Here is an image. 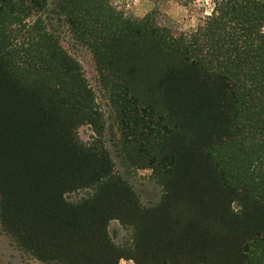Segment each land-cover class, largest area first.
I'll return each mask as SVG.
<instances>
[{"label": "trees", "instance_id": "16d2710c", "mask_svg": "<svg viewBox=\"0 0 264 264\" xmlns=\"http://www.w3.org/2000/svg\"><path fill=\"white\" fill-rule=\"evenodd\" d=\"M155 14L123 16L109 0H0V187L5 175L14 192L45 196L24 199L11 235L63 264L150 253L154 264H264V0H213L188 33ZM96 89L124 166L155 171L160 221L138 213L113 171ZM81 125L91 140H79ZM82 187L86 199L62 197ZM113 218L134 227L131 247L106 235ZM0 220L5 230L12 216L0 209Z\"/></svg>", "mask_w": 264, "mask_h": 264}, {"label": "rangeland", "instance_id": "374dc122", "mask_svg": "<svg viewBox=\"0 0 264 264\" xmlns=\"http://www.w3.org/2000/svg\"><path fill=\"white\" fill-rule=\"evenodd\" d=\"M110 4L117 10L121 11L123 16L142 17L150 11H156L155 18L157 23L161 25L170 26L177 32L188 33L196 28V26L209 15L213 8V0H109ZM82 67L85 70L86 76L93 82V75L88 66V57L84 51L76 53ZM92 76V77H91ZM95 104L99 111L103 112V133L102 140L105 148L110 154L112 159V168L116 174H119L121 179L125 181L126 186L130 188L135 197L134 205L138 213L144 216L147 221L157 220L163 218L164 214L161 208H155L158 205L160 197L163 195V190L158 185L155 179V171L148 167L128 169L124 165L126 160L124 157L117 156V151L111 146L109 141L110 135L113 140L118 137V133L113 129H109L108 125L111 124L108 118V111L105 99L100 97L99 91L94 90ZM113 133V134H112ZM77 135L80 141L87 142L95 135L91 128L87 125H81L77 128ZM119 140V139H118ZM120 147V141H116ZM116 148V147H115ZM119 152V151H118ZM125 163V164H124ZM3 184L0 187V209L4 210L7 214L12 216V220L6 223L7 229L0 220V264H63L53 260H41L32 255L31 251H23L17 245L14 237L11 235L10 225L16 223L17 220L22 219V214L26 213V205L23 203L25 198H29L31 203V193H35L33 198L36 199L35 203L43 202L45 196L40 191L32 186L20 185V188L13 191L11 186L6 183L7 177L2 175ZM93 192L92 188L82 187L76 188L71 191L62 193V197L68 203H76L81 199H86L87 195ZM108 197V195H106ZM229 209H236L235 203H229ZM162 214V215H161ZM162 216V218H161ZM105 232L113 245L121 247L126 245L127 248L131 247L132 239H134V227L130 224H122L119 219L113 218L107 221L105 225ZM50 239L43 237V242L50 244ZM224 247L223 245H221ZM125 247V248H126ZM127 248L125 250H127ZM30 250V249H29ZM136 259V254H133ZM140 256L139 261L145 259L139 264H154V259L150 253L149 258ZM219 259V258H218ZM231 261L232 258L229 257ZM115 264H136L134 259L119 257Z\"/></svg>", "mask_w": 264, "mask_h": 264}]
</instances>
